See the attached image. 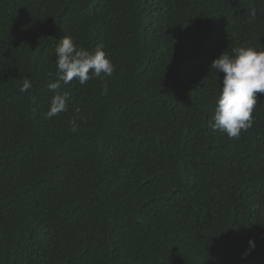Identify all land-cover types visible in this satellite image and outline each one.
<instances>
[{"label":"trees","instance_id":"trees-1","mask_svg":"<svg viewBox=\"0 0 264 264\" xmlns=\"http://www.w3.org/2000/svg\"><path fill=\"white\" fill-rule=\"evenodd\" d=\"M65 35L114 72L49 119ZM240 46L264 0H0V264H264V93L247 131L210 127Z\"/></svg>","mask_w":264,"mask_h":264},{"label":"clouds","instance_id":"clouds-1","mask_svg":"<svg viewBox=\"0 0 264 264\" xmlns=\"http://www.w3.org/2000/svg\"><path fill=\"white\" fill-rule=\"evenodd\" d=\"M55 55V77L47 84L48 90L53 93L46 113L49 119L68 109L69 94L62 91V86L74 79L83 86L93 77H111L114 72V65L102 47L98 46L90 52L78 47L74 39L67 35L57 43ZM210 69L223 73L210 127L229 138L237 137L252 127L256 94L264 93V48L240 46L231 49V52L224 50L212 61ZM32 86V82L25 79L19 91L28 92ZM75 127L73 123V130ZM249 244L254 248L253 241Z\"/></svg>","mask_w":264,"mask_h":264}]
</instances>
